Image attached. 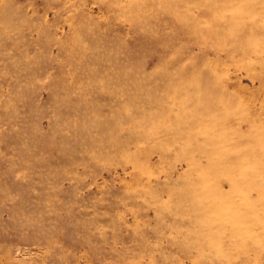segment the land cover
I'll return each instance as SVG.
<instances>
[{
    "label": "rangeland",
    "instance_id": "1",
    "mask_svg": "<svg viewBox=\"0 0 264 264\" xmlns=\"http://www.w3.org/2000/svg\"><path fill=\"white\" fill-rule=\"evenodd\" d=\"M0 264H264V0H0Z\"/></svg>",
    "mask_w": 264,
    "mask_h": 264
}]
</instances>
